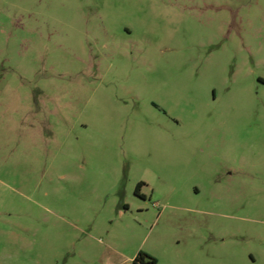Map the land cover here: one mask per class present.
I'll return each instance as SVG.
<instances>
[{
    "label": "rangeland",
    "instance_id": "obj_1",
    "mask_svg": "<svg viewBox=\"0 0 264 264\" xmlns=\"http://www.w3.org/2000/svg\"><path fill=\"white\" fill-rule=\"evenodd\" d=\"M140 252L264 264V0H0V264Z\"/></svg>",
    "mask_w": 264,
    "mask_h": 264
},
{
    "label": "trees",
    "instance_id": "obj_2",
    "mask_svg": "<svg viewBox=\"0 0 264 264\" xmlns=\"http://www.w3.org/2000/svg\"><path fill=\"white\" fill-rule=\"evenodd\" d=\"M143 185V182H140L136 188V192H139L140 188L142 187ZM145 257H148L149 258V263L147 264H157V259L148 255V254H145L144 252H140V254L137 256V258L135 259V262H138L140 260H142L143 264H145L144 262V258Z\"/></svg>",
    "mask_w": 264,
    "mask_h": 264
},
{
    "label": "flooded vegetation",
    "instance_id": "obj_3",
    "mask_svg": "<svg viewBox=\"0 0 264 264\" xmlns=\"http://www.w3.org/2000/svg\"><path fill=\"white\" fill-rule=\"evenodd\" d=\"M146 257L144 258V261H145ZM141 261V260H140Z\"/></svg>",
    "mask_w": 264,
    "mask_h": 264
}]
</instances>
